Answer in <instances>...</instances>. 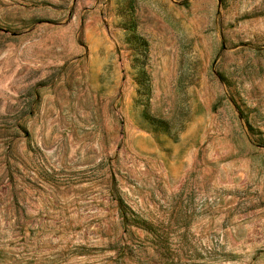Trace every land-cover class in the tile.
Returning a JSON list of instances; mask_svg holds the SVG:
<instances>
[{
    "label": "rangeland",
    "instance_id": "374dc122",
    "mask_svg": "<svg viewBox=\"0 0 264 264\" xmlns=\"http://www.w3.org/2000/svg\"><path fill=\"white\" fill-rule=\"evenodd\" d=\"M0 264H264V0H0Z\"/></svg>",
    "mask_w": 264,
    "mask_h": 264
}]
</instances>
